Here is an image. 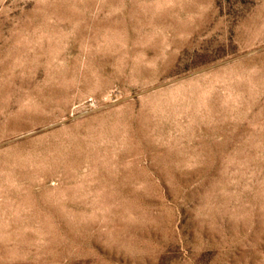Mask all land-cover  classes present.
<instances>
[{
    "label": "rangeland",
    "instance_id": "1",
    "mask_svg": "<svg viewBox=\"0 0 264 264\" xmlns=\"http://www.w3.org/2000/svg\"><path fill=\"white\" fill-rule=\"evenodd\" d=\"M0 264H264V0H0Z\"/></svg>",
    "mask_w": 264,
    "mask_h": 264
}]
</instances>
